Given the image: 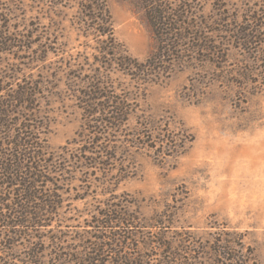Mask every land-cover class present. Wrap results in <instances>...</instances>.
I'll return each instance as SVG.
<instances>
[{
    "label": "rangeland",
    "instance_id": "rangeland-1",
    "mask_svg": "<svg viewBox=\"0 0 264 264\" xmlns=\"http://www.w3.org/2000/svg\"><path fill=\"white\" fill-rule=\"evenodd\" d=\"M104 1L116 42L147 59L143 0ZM155 1L191 26L180 58L139 87L112 71L132 112L105 131L75 98L104 61L77 0H0V81L36 83L41 137L54 160L71 150L47 184L55 215L32 237H0V264H88L96 248L98 264H264V0Z\"/></svg>",
    "mask_w": 264,
    "mask_h": 264
},
{
    "label": "trees",
    "instance_id": "trees-1",
    "mask_svg": "<svg viewBox=\"0 0 264 264\" xmlns=\"http://www.w3.org/2000/svg\"><path fill=\"white\" fill-rule=\"evenodd\" d=\"M32 1L43 3L47 0ZM77 3L80 27L101 39L99 44L103 47L104 61L84 82L75 98L81 110L87 112V128L92 124L102 126L105 131H117L127 123L132 111L127 107L129 99L126 95H115L109 74L115 71L130 77L138 87L154 84L160 76L168 74L172 64L180 58L179 43L187 39L184 31L191 26L183 15L177 16L176 10L172 11L161 3L158 5L155 0H143L145 17L156 46L147 59L138 62L116 42L104 0H77ZM9 44L5 32L0 30V54ZM101 71L104 72L101 74ZM5 84L0 81V237H20L21 233L32 237L47 227L46 222L58 209L59 196L55 190L48 191L47 184L50 176L62 175V165L70 161L68 154L71 150L62 149L61 155L54 160L44 137H41L43 126L37 123L35 116L37 84L16 82V88L11 89ZM98 134L104 137L103 132L95 133V136ZM99 140L94 137L88 145L97 149ZM74 162L79 163V158ZM104 218L107 219L106 227L121 224L119 217L106 215ZM102 249L94 250V257L87 259L88 264H98L102 260ZM37 256L34 254L32 260Z\"/></svg>",
    "mask_w": 264,
    "mask_h": 264
}]
</instances>
